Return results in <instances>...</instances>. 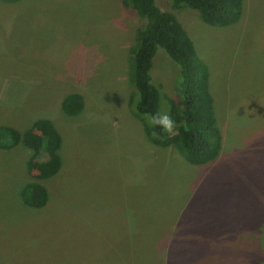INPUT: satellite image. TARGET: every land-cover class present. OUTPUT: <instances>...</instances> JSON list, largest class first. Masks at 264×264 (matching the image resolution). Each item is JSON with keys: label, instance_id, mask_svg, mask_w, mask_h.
<instances>
[{"label": "rangeland", "instance_id": "1", "mask_svg": "<svg viewBox=\"0 0 264 264\" xmlns=\"http://www.w3.org/2000/svg\"><path fill=\"white\" fill-rule=\"evenodd\" d=\"M156 5L208 68L223 148L205 165L153 146L134 116L129 55L143 20L123 0H0V128L39 133L45 119L62 139L39 209L21 194L44 157L0 149V264H264V0H243L228 27ZM151 76L169 114L179 68L162 48ZM73 95L77 115L62 107Z\"/></svg>", "mask_w": 264, "mask_h": 264}, {"label": "trees", "instance_id": "2", "mask_svg": "<svg viewBox=\"0 0 264 264\" xmlns=\"http://www.w3.org/2000/svg\"><path fill=\"white\" fill-rule=\"evenodd\" d=\"M168 1L174 10L186 7L198 11L201 21L213 27L236 24L243 10V0ZM123 4L143 20V25L136 33L135 43L130 49L129 81L137 97L134 116L143 124L145 136L153 146L174 148L192 165L200 166L215 161L222 151L223 137L213 113L208 68L197 56L192 40L174 15L159 9L156 0H123ZM158 47L162 48L179 68L180 81L176 85V97L169 98L164 92L169 114L176 125L171 134L161 131L158 127L153 129L146 118L159 112L164 91L152 81L151 76ZM134 100H131L132 104ZM83 106V100L75 95L66 98L62 104L63 110L70 115L79 114ZM35 127L39 129V133H36L34 128L23 133L11 128H0V149L22 143L32 151L33 158L44 157L39 161V172L29 173L30 181L24 186L21 194L25 204L39 209L44 207L48 200L44 182L57 177L62 170L59 155L62 139L53 123L48 120H38ZM153 131L158 135L153 136ZM170 247L166 246L171 252ZM150 255L153 257L157 254ZM147 257L149 256H146V260ZM168 263L169 261L166 264Z\"/></svg>", "mask_w": 264, "mask_h": 264}, {"label": "clouds", "instance_id": "3", "mask_svg": "<svg viewBox=\"0 0 264 264\" xmlns=\"http://www.w3.org/2000/svg\"><path fill=\"white\" fill-rule=\"evenodd\" d=\"M148 121L149 124L152 126L153 129L155 128H160L161 131L165 132V133H173L176 125H175V121L173 120V118L171 117L170 114H168L167 112L165 113H153L150 114L148 117ZM153 136H157L158 133L153 131Z\"/></svg>", "mask_w": 264, "mask_h": 264}]
</instances>
